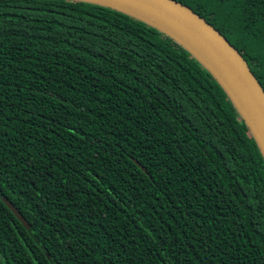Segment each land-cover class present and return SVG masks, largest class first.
I'll return each instance as SVG.
<instances>
[{
    "label": "trees",
    "instance_id": "obj_1",
    "mask_svg": "<svg viewBox=\"0 0 264 264\" xmlns=\"http://www.w3.org/2000/svg\"><path fill=\"white\" fill-rule=\"evenodd\" d=\"M175 1L264 90V0ZM0 264H264V160L210 72L115 9L0 0Z\"/></svg>",
    "mask_w": 264,
    "mask_h": 264
},
{
    "label": "water",
    "instance_id": "obj_2",
    "mask_svg": "<svg viewBox=\"0 0 264 264\" xmlns=\"http://www.w3.org/2000/svg\"><path fill=\"white\" fill-rule=\"evenodd\" d=\"M79 1L109 7L139 19L187 50L227 94L264 160V90L238 50L219 31L191 8L175 0H108L118 6L101 0ZM133 161L145 172L136 160ZM3 202L27 226L16 208L5 198Z\"/></svg>",
    "mask_w": 264,
    "mask_h": 264
},
{
    "label": "bare ground",
    "instance_id": "obj_3",
    "mask_svg": "<svg viewBox=\"0 0 264 264\" xmlns=\"http://www.w3.org/2000/svg\"><path fill=\"white\" fill-rule=\"evenodd\" d=\"M101 1H104V2L110 3V4H112V5H116L115 3L111 2V1H108V0H101ZM116 6H118V5H116ZM119 7H120V6H119ZM122 7H123L122 9L129 10V9H127V8L124 7V6H122ZM129 11H131V10H129ZM131 12H132V11H131Z\"/></svg>",
    "mask_w": 264,
    "mask_h": 264
}]
</instances>
